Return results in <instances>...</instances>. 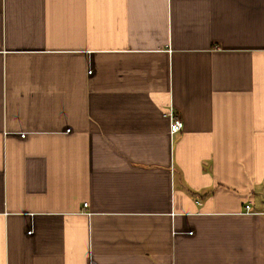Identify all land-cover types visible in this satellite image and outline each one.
<instances>
[{"label":"crops","instance_id":"obj_1","mask_svg":"<svg viewBox=\"0 0 264 264\" xmlns=\"http://www.w3.org/2000/svg\"><path fill=\"white\" fill-rule=\"evenodd\" d=\"M0 264H264V0H0Z\"/></svg>","mask_w":264,"mask_h":264},{"label":"built area","instance_id":"obj_2","mask_svg":"<svg viewBox=\"0 0 264 264\" xmlns=\"http://www.w3.org/2000/svg\"><path fill=\"white\" fill-rule=\"evenodd\" d=\"M91 71H89L90 73ZM184 128V123L183 121L177 119V118H173V122H172V125H171V132L174 134V133H178L180 132L181 130H183ZM86 206V205H85ZM247 209L249 210L250 207L247 206Z\"/></svg>","mask_w":264,"mask_h":264}]
</instances>
